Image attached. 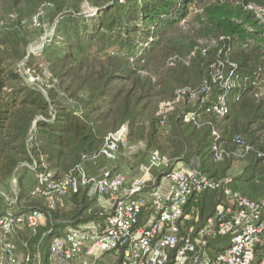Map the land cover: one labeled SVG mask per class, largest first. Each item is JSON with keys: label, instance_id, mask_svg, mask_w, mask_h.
Listing matches in <instances>:
<instances>
[{"label": "trees", "instance_id": "obj_1", "mask_svg": "<svg viewBox=\"0 0 264 264\" xmlns=\"http://www.w3.org/2000/svg\"><path fill=\"white\" fill-rule=\"evenodd\" d=\"M3 1L15 16L0 26V217L9 209L4 195L13 197L11 180L18 197L14 209L45 214L44 224L35 231L20 228L26 229L18 240L24 255L29 254V264H48L55 236L67 226L99 217L84 188L53 208L33 198L32 185L23 184L28 169L21 164L35 163L37 172L64 179L83 158L97 153L106 135L122 124L128 125L129 141L144 142L145 151L132 154L138 159L136 165L153 150L173 163L196 158L211 176L232 177V188L242 196L262 200L264 159L255 152L264 153V101H257L253 90L264 80V28L247 8L259 0ZM49 3L54 8L49 15L52 31L38 52L26 54L30 41L24 21ZM33 20L42 26V18L30 19L36 25ZM21 61L29 72L46 67L50 79L44 92L28 85L17 72ZM220 61L226 70L230 69L226 61L234 65L231 69L241 84L225 93L230 113L218 122L198 110V98L184 97L161 127L158 105L173 99L179 88L198 91ZM210 89V100L224 94L217 85ZM193 111L196 126L185 121ZM231 118L232 129L242 126L230 138L220 124ZM212 129L226 148L233 149V137L242 135L255 152L242 160L227 157L215 163L208 149ZM230 161H245L239 176L227 173ZM106 163L98 159L85 168L96 174L110 165ZM216 198L206 193L196 204L201 218L212 213ZM166 264H175L172 255Z\"/></svg>", "mask_w": 264, "mask_h": 264}, {"label": "built area", "instance_id": "obj_2", "mask_svg": "<svg viewBox=\"0 0 264 264\" xmlns=\"http://www.w3.org/2000/svg\"><path fill=\"white\" fill-rule=\"evenodd\" d=\"M247 8L264 28V0ZM226 63L230 69L218 62L198 91L179 88L173 99L161 102L156 111L160 126L184 97L198 98V110L212 114L216 121L226 117L230 110L225 93L241 85L231 69L234 65ZM211 85L224 94L210 100ZM253 91L257 101H264V80ZM196 113L188 112L185 121L196 126ZM128 134L127 124L110 131L97 153L83 158L61 180L53 179L51 172H37L35 163L28 166L35 177L30 195L49 208L84 188L98 209V219L67 226L51 240L48 264H95L106 254L113 255L117 264H166L170 255L175 264H264V197L251 201L232 188V177L211 176L196 158L173 163L157 150L138 166V175L128 179L111 164ZM210 139L209 154L215 163L227 157L242 160L255 152L242 135L233 137V149L225 147L217 130L212 129ZM255 153L264 159L263 152ZM98 159L110 165L90 175L85 164ZM10 188L13 197L4 195L9 209L0 217V264H29L28 253L19 257L14 236L22 227L35 231L46 216L37 209L12 213L18 197L15 186ZM206 193L218 199L212 213L201 218L196 204Z\"/></svg>", "mask_w": 264, "mask_h": 264}, {"label": "rangeland", "instance_id": "obj_3", "mask_svg": "<svg viewBox=\"0 0 264 264\" xmlns=\"http://www.w3.org/2000/svg\"><path fill=\"white\" fill-rule=\"evenodd\" d=\"M87 7V3H83L82 4V8H86ZM53 6L49 3V4H44L42 5V7H39L38 10L36 11L35 15H32L30 18L25 19V31L26 33H28V40L30 41L29 45L27 46L25 52L26 54L31 55V53H36L40 50L42 44L46 41V39L48 38V36L50 35L51 31H52V23L53 21H51L49 19V15L50 13L53 12ZM15 16V11H13L12 8H10L9 5H7V3H5L3 0L0 1V26L9 24L11 19ZM35 19V18H42V26H40L39 23H36V25H31L30 23V19ZM195 22L191 23L192 25ZM24 61V60H23ZM21 61L20 63H18L17 65V72L20 74V76L24 79V81L28 84V85H34L36 87H38L40 90H42L44 92V88H46L48 86V82H49V74L47 72L46 67L44 66V70H42V65L38 66L37 64L35 66H38L39 68L36 70H32L31 72H29L24 65V62ZM37 68V67H36ZM242 121V120H241ZM241 121H239V123H241ZM220 122V121H218ZM217 122V123H218ZM232 123H234L233 118H231V120L228 121H222V123L220 124V129L222 130H227L228 131V137H232V135L230 136V133H234L236 131H241V124H236V129H232L231 125ZM257 126V124H254L250 127L251 130H253L255 127ZM230 138H228L230 140ZM229 144V142H227ZM145 151V145L143 141H140L138 139H133L132 141L127 140L126 145L123 147V152L119 151L117 153V158L116 160H114L113 162H111V164H113L117 170L123 172V174H125L127 176V178H134L135 176L138 175L139 173V169L138 166L143 163V161L145 162L146 158L141 159L140 163L138 165H136V161L138 159H134V156H132V154L136 153L137 151ZM130 156V157H129ZM119 157H125L128 158L129 160H118ZM110 163H106V165H109ZM219 168H222L221 164H218ZM227 165L229 167V169L227 170V173L230 174L231 176L235 177V176H239L240 172L242 171V169L245 167V161L239 162V161H230L227 162ZM27 167V172L25 174L24 177V181L23 184L29 186V185H33L34 183V173L31 172V170L29 169V167L25 164H21V167ZM23 170H19V174H22ZM93 174V173H91ZM10 186H15V181L11 180L10 181ZM12 213H16L17 210L16 209H12L11 210ZM26 229H19L17 230V234L14 236V239L19 243L18 244V255L20 258L23 257L24 252L23 249L20 246V242L18 240L19 235L21 234V232H24ZM115 260L113 255L110 254H106L104 255V258L101 259L100 261H98L95 264H115Z\"/></svg>", "mask_w": 264, "mask_h": 264}, {"label": "crops", "instance_id": "obj_4", "mask_svg": "<svg viewBox=\"0 0 264 264\" xmlns=\"http://www.w3.org/2000/svg\"><path fill=\"white\" fill-rule=\"evenodd\" d=\"M103 258H104V256H103L101 259H103ZM101 259H100V260H101ZM100 260H99V261H100Z\"/></svg>", "mask_w": 264, "mask_h": 264}]
</instances>
